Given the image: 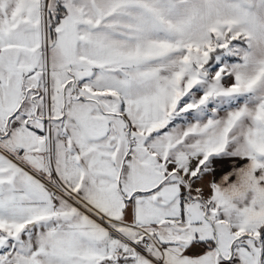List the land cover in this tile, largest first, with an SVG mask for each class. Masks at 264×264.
Listing matches in <instances>:
<instances>
[{
	"label": "snow or ice",
	"instance_id": "1",
	"mask_svg": "<svg viewBox=\"0 0 264 264\" xmlns=\"http://www.w3.org/2000/svg\"><path fill=\"white\" fill-rule=\"evenodd\" d=\"M0 264H264V0H0Z\"/></svg>",
	"mask_w": 264,
	"mask_h": 264
}]
</instances>
